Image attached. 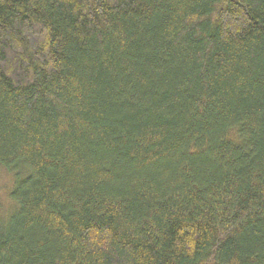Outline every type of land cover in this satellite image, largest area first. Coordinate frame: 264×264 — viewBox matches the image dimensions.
Listing matches in <instances>:
<instances>
[{
	"label": "trees",
	"instance_id": "trees-1",
	"mask_svg": "<svg viewBox=\"0 0 264 264\" xmlns=\"http://www.w3.org/2000/svg\"><path fill=\"white\" fill-rule=\"evenodd\" d=\"M0 169V264H264V0H0Z\"/></svg>",
	"mask_w": 264,
	"mask_h": 264
},
{
	"label": "rangeland",
	"instance_id": "rangeland-1",
	"mask_svg": "<svg viewBox=\"0 0 264 264\" xmlns=\"http://www.w3.org/2000/svg\"><path fill=\"white\" fill-rule=\"evenodd\" d=\"M10 179L7 176V174L3 171H1L0 169V200L2 201V204L4 202V207H7L11 204L10 200H9V192L11 190V186L10 185ZM8 193V194H7ZM3 212V211H2Z\"/></svg>",
	"mask_w": 264,
	"mask_h": 264
}]
</instances>
